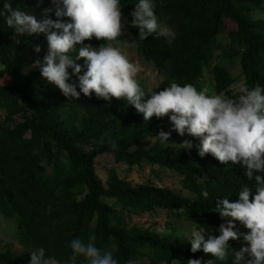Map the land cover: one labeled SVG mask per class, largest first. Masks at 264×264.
I'll use <instances>...</instances> for the list:
<instances>
[{
  "label": "trees",
  "instance_id": "trees-1",
  "mask_svg": "<svg viewBox=\"0 0 264 264\" xmlns=\"http://www.w3.org/2000/svg\"><path fill=\"white\" fill-rule=\"evenodd\" d=\"M10 2L24 11L53 6L51 0ZM3 3L0 0V213L13 219L14 236L22 251L15 254L8 248L0 250V264H28V252L40 247L57 264H70V241L79 237L87 244L91 236L96 247L113 252L118 264L129 260L135 264H187L190 258L232 264L216 260L202 249L192 253L189 244H182L172 234L162 238L156 229L128 225L126 221L131 215L162 208L176 218L192 220L205 231L207 239L208 234L218 235L219 225L230 219L214 211L215 201L224 197L230 202L238 200L244 186L254 195L255 176L264 177V173L254 171L249 179L239 163L221 164L211 154L199 156V138L187 134L184 139L192 140V149L171 148L157 136L161 130L166 131L168 117L154 116L145 122L143 114L123 99L111 98L109 102L94 93L90 97L83 93L79 98L65 97L41 77L39 68L27 69L25 60L18 56L31 45L47 49L45 34L23 35L15 40L14 29L6 24ZM136 3L138 0H120L126 20H131ZM152 3L157 19L164 20L174 36L165 39L154 33L141 41L138 28L125 29L136 54L165 76L149 95L169 87L171 82L181 86L190 83L198 91L207 88L209 94H218L231 82L229 67L235 59L242 83L249 88L259 84L264 89V20L251 14L264 12V0ZM49 17L56 19L54 13ZM222 32L231 47L216 54L215 37ZM124 38L122 35L107 42L93 37L84 43L99 47ZM76 54L70 53L73 57ZM76 63L82 66V75L86 71L84 59ZM68 71L67 82L75 84L79 92L77 75L71 68ZM147 139L152 142L141 146ZM100 155H109L113 163L128 167L145 162L171 170L180 176L181 188L191 196L151 183L131 185L114 167L108 168L101 180L94 166ZM205 190L207 198L202 195ZM234 224L239 233L249 231L239 221ZM247 245L241 235L229 241V252ZM76 264H86L85 258L78 256Z\"/></svg>",
  "mask_w": 264,
  "mask_h": 264
},
{
  "label": "clouds",
  "instance_id": "clouds-1",
  "mask_svg": "<svg viewBox=\"0 0 264 264\" xmlns=\"http://www.w3.org/2000/svg\"><path fill=\"white\" fill-rule=\"evenodd\" d=\"M54 8H44L43 18L27 11L16 9L10 0H4L3 14L6 24L14 29L17 36L45 34L47 53L43 59L33 62L40 75L49 84L55 85L65 97L79 98L80 94L111 101L123 99L143 114L144 121L168 117L171 129L178 135L199 138L196 145L198 155L214 156L221 164L239 163L245 167L244 175L252 179L253 172L264 173V89L257 84L249 88L240 83L233 96L209 94L207 88L198 91L190 83L183 86L171 82L169 87L146 96L136 77L139 68L121 50L111 43L99 47L85 44L93 37L112 42L125 35L126 26L138 28L141 41L149 35L174 36L171 29L161 28L158 23L152 0H138L130 12L131 20H126L121 11L120 0H51ZM54 11L56 19L49 17ZM67 18V19H63ZM79 45V47H77ZM40 52V46L34 47ZM77 51L75 57L70 55ZM84 59L86 71L81 75L82 66L76 61ZM77 75L80 91L76 85L68 83V69ZM171 131L161 130L158 137L162 143L169 142ZM179 149L190 150L193 142L182 140ZM112 147L116 145L113 143ZM256 191L242 187L239 198L230 202L226 197L215 201L214 211L222 218H230L219 225L218 235L193 228L190 235L181 237L190 243V251L201 250L211 254L216 260L226 261L231 255L232 264H264V177L255 176ZM202 195L207 198L205 190ZM251 197V199H250ZM234 221H239L249 231L239 233ZM157 233L171 235V229L158 228ZM248 242L239 250L229 252V241L240 236ZM95 237H89L85 244L79 237L70 241L72 255L70 264H76L78 256L85 258L86 264H118L111 250H102L94 245ZM28 264H57L54 258L46 257L43 247L28 252ZM126 264H135L129 260ZM187 264H214V260L189 259Z\"/></svg>",
  "mask_w": 264,
  "mask_h": 264
},
{
  "label": "rangeland",
  "instance_id": "rangeland-1",
  "mask_svg": "<svg viewBox=\"0 0 264 264\" xmlns=\"http://www.w3.org/2000/svg\"><path fill=\"white\" fill-rule=\"evenodd\" d=\"M48 8H54V6H50ZM42 10L35 11L32 8H27V12L34 15L36 19L42 17ZM54 13L51 12L48 15L51 16ZM252 17L254 19L264 20V12L253 11ZM161 28L167 27L170 29V26L164 20H158ZM172 31V30H171ZM23 36V35H20ZM15 33L13 38L16 40L18 37ZM165 39L170 38L171 36H163ZM112 46L117 47L121 50V52L129 58L131 62L136 64L139 68V72L137 74V81L141 86V89L145 92L146 96L142 99L146 100L150 91L157 86L164 78V74L161 71H158L152 63L146 62L142 60L135 51V45L128 33L125 31V38L122 42L119 43H111ZM215 51L214 53H218L219 51H227L231 47L230 40L225 36L224 32L218 34L215 37ZM36 45H31L30 48L23 49L18 54L23 60H25L27 69L35 70L38 67L34 66L33 62L37 59L42 60L44 55L47 53V49L40 47V52H34V47ZM216 60L215 58L213 61ZM86 67V66H85ZM230 78L231 82L226 87V89L222 90L218 94H226L228 96H233L236 92H238V86L242 83V76L239 74V67L237 64V60L231 61L230 67ZM67 105L63 106L62 109H66ZM3 117V110H0V121ZM166 132L171 131V135L169 137V142L165 144L172 145L171 148H178V144L182 138L185 136L178 135L174 130L171 129V123L168 121L166 124ZM152 142V139H147L143 141L141 146H145ZM95 171L96 174L103 180L105 178L106 170L110 167H114L116 173L120 177H124L131 185L145 184L151 183L155 186L167 187L174 193H178L184 197L191 196L188 192L181 188L180 184V176L174 173L171 170H168L164 167L157 165H150L145 162H142L140 166L132 165L130 167L118 163L115 164L112 162V159L109 155H100L96 157L95 162ZM126 223L128 225H136L140 228H148V229H158V228H166L171 229V233L173 237H175L182 244L190 243L186 239H182L181 237L190 235V232L193 228H196L194 222L190 219L186 218H176L172 213L168 212L162 208H155L150 212H143L140 215H131ZM14 221L11 218L4 217L0 213V250H4L8 248L15 254H19L22 251V248L18 244L16 237L14 236ZM199 230V229H198ZM179 234L180 236H176ZM232 258L229 256L226 262L232 263Z\"/></svg>",
  "mask_w": 264,
  "mask_h": 264
}]
</instances>
